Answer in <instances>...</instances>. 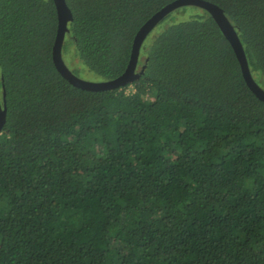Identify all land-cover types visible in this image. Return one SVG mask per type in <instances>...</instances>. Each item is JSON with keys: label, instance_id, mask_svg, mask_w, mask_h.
<instances>
[{"label": "trees", "instance_id": "1", "mask_svg": "<svg viewBox=\"0 0 264 264\" xmlns=\"http://www.w3.org/2000/svg\"><path fill=\"white\" fill-rule=\"evenodd\" d=\"M172 1L65 0L62 50L113 79ZM208 1L264 88V0ZM57 26L53 0H0V264H264V102L212 16L174 8L97 91L57 71Z\"/></svg>", "mask_w": 264, "mask_h": 264}, {"label": "water", "instance_id": "2", "mask_svg": "<svg viewBox=\"0 0 264 264\" xmlns=\"http://www.w3.org/2000/svg\"><path fill=\"white\" fill-rule=\"evenodd\" d=\"M53 1L56 6L58 26L52 48V59L57 71L76 87L97 91V90H108L113 88H119L128 83L133 82L135 79L139 77L140 73H142V70L140 72H137L135 68H136L139 48L141 46L142 41L147 36V34L168 12H170L174 8L184 5H194L206 10L215 20L220 30L222 31L223 35L229 41L230 45L234 50V53L240 65L242 76L247 86L251 89V91L255 94V96L258 99L264 102V88L261 87L252 77L243 50V46L239 40L238 34L234 26L230 23V21L224 14L223 10L215 3H212L208 0H174L166 4L160 10L155 12L149 19H147L137 31L133 40L130 59L125 70L119 76L113 79L92 82L77 77L71 70L67 68V66L65 65L62 59V44L65 33L68 30L67 23L72 19V14L65 0H53ZM2 97H3L2 101H0V132L6 120V104H5L4 89H3Z\"/></svg>", "mask_w": 264, "mask_h": 264}, {"label": "rangeland", "instance_id": "3", "mask_svg": "<svg viewBox=\"0 0 264 264\" xmlns=\"http://www.w3.org/2000/svg\"><path fill=\"white\" fill-rule=\"evenodd\" d=\"M72 56L73 54L69 52L68 42L65 39L62 50V59L65 65L67 66V68L71 70L77 77L83 80L92 81V82L101 81L102 78L100 76H98L92 71H89L80 59H78V61H74ZM132 90L133 88L129 86L126 91H132Z\"/></svg>", "mask_w": 264, "mask_h": 264}]
</instances>
